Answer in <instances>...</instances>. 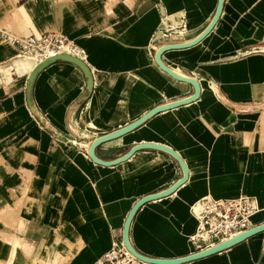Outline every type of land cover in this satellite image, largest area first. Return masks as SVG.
<instances>
[{
    "label": "crops",
    "instance_id": "crops-1",
    "mask_svg": "<svg viewBox=\"0 0 264 264\" xmlns=\"http://www.w3.org/2000/svg\"><path fill=\"white\" fill-rule=\"evenodd\" d=\"M218 4L0 0V264H95L123 241L139 200L184 177L162 151L141 150L102 166L89 148L96 138L195 93L164 72L155 55L164 45L199 37ZM3 32L63 33L85 49L87 63L56 61L35 72L33 61L4 43ZM161 59L199 82V98L152 116L96 155L113 161L136 145L158 144L181 157L187 181L142 206L129 231L140 254L176 260L194 254L192 207L207 197H249L258 209L252 228L264 225V0H225L200 43ZM185 264H264V231Z\"/></svg>",
    "mask_w": 264,
    "mask_h": 264
},
{
    "label": "built area",
    "instance_id": "built-area-1",
    "mask_svg": "<svg viewBox=\"0 0 264 264\" xmlns=\"http://www.w3.org/2000/svg\"><path fill=\"white\" fill-rule=\"evenodd\" d=\"M2 36L17 49L19 54L34 56L40 65L56 61L71 62L68 59H79L87 63L85 49L73 43L63 33L14 37L3 32ZM192 209L198 221L196 233L190 239L194 254L227 242L252 229V217L258 210L249 197L225 200L207 197L195 204ZM95 264L148 263L135 257L123 241H116L110 251Z\"/></svg>",
    "mask_w": 264,
    "mask_h": 264
},
{
    "label": "water",
    "instance_id": "water-1",
    "mask_svg": "<svg viewBox=\"0 0 264 264\" xmlns=\"http://www.w3.org/2000/svg\"><path fill=\"white\" fill-rule=\"evenodd\" d=\"M224 3H225V0H219L218 8H217V11H216V14H215L213 21L211 22V24L208 26V28L199 37H197L193 41H190L187 43L164 45L163 47H161L157 51V53L155 55V61H156L157 65L164 72H166L168 75H170L171 77L175 78L176 80H178L180 82H185V83L192 85L195 89V93L186 99L158 106L155 109L151 110L146 115H144L143 117H141L139 120L127 125L126 127L119 129L118 131H116L114 133L103 135L101 137L96 138L92 142V144L89 148V157L91 158V160L94 161L95 163H97L98 165H102V166L118 165V164L125 162L128 159H130L138 151L146 150V149H153V150L165 152V153L169 154L170 156H172L181 166L183 173H184V177L181 180H179L175 185H173L171 188L167 189L166 191H163V192L157 193V194H153V195H149V196H146V197L142 198L141 200H139L136 203V205L133 207V209L131 210V212H130L127 220H126V223L124 225L123 242H124L125 246L135 257H137L139 260H141L145 263H148V264H185V263H188L191 261L203 259V258L212 256V255H216L218 253H221V252L233 247L234 245H236V244H238V243H240V242L264 231V225L252 228L249 231L245 232L244 234L237 236V237H235V238H233L227 242L221 243V244H219L213 248H210L206 251L196 253V254L190 255L188 257L182 258V259L161 260V259H153V258L146 257V256L140 254L138 251H136L134 249V247L131 245L130 238H129V231H130L132 220H133L135 214L137 213V211L142 206H144L145 204H147L151 201L167 197V196L173 194L180 186H182L188 179V176H189L188 169H187L184 161L181 159V157L174 150H172L171 148L166 147L164 145H158V144H139V145H136L128 153H126L122 157H120L116 160H113V161H102L96 155V150L98 147H100L101 145H103L105 143L113 141L115 139L121 138V137L127 135L128 133H130L132 131H135L136 129L141 127L152 116H154L158 113L167 111V110H171V109H174V108H177L180 106L190 104L199 98L200 93H201V88H200L199 82L194 78L185 77V76H182V75L176 73L174 70L167 67L162 62L161 58H162V55L167 51L190 48V47H193V46L197 45L198 43H200L214 29V27L218 23L221 15H222V12H223ZM47 65H49V63L45 64V66H47Z\"/></svg>",
    "mask_w": 264,
    "mask_h": 264
},
{
    "label": "bare ground",
    "instance_id": "bare-ground-1",
    "mask_svg": "<svg viewBox=\"0 0 264 264\" xmlns=\"http://www.w3.org/2000/svg\"><path fill=\"white\" fill-rule=\"evenodd\" d=\"M4 43H7V44H9V45H11L12 47H14L10 42H8V41H6V42H4ZM15 48V47H14ZM18 52V51H17ZM18 57L19 58H22V59H29V60H31V61H33L36 65H37V71L36 72H38L39 70H41L42 68H44L45 66H43V65H40L39 64V62L36 60V58L34 57V56H32V55H22V54H19L18 53ZM69 61H71V62H73V63H79L80 61H82V60H79V59H68ZM82 62H84V61H82ZM81 64V63H80ZM82 65V64H81ZM124 137V136H123ZM122 138V137H121ZM119 139V138H118ZM117 140V139H116ZM114 141V140H113ZM109 143V142H108ZM197 212H198V210H196ZM197 219V218H196Z\"/></svg>",
    "mask_w": 264,
    "mask_h": 264
},
{
    "label": "rangeland",
    "instance_id": "rangeland-1",
    "mask_svg": "<svg viewBox=\"0 0 264 264\" xmlns=\"http://www.w3.org/2000/svg\"><path fill=\"white\" fill-rule=\"evenodd\" d=\"M46 64H47V63H46ZM43 65H44V64H43ZM44 66H45V65H44ZM36 71H37V69H36ZM36 71H35V72H36ZM75 132H76V131H75ZM75 132H74V133H75ZM75 134H77V136L79 135L77 132H76ZM70 139H74V138L71 137ZM1 264H4V263H1Z\"/></svg>",
    "mask_w": 264,
    "mask_h": 264
}]
</instances>
